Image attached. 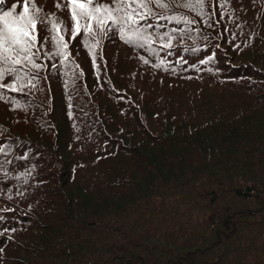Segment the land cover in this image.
Here are the masks:
<instances>
[{
	"label": "trees",
	"instance_id": "16d2710c",
	"mask_svg": "<svg viewBox=\"0 0 264 264\" xmlns=\"http://www.w3.org/2000/svg\"><path fill=\"white\" fill-rule=\"evenodd\" d=\"M182 4L147 21L171 48L78 36L0 100V264H264V0Z\"/></svg>",
	"mask_w": 264,
	"mask_h": 264
},
{
	"label": "snow or ice",
	"instance_id": "6c2138e0",
	"mask_svg": "<svg viewBox=\"0 0 264 264\" xmlns=\"http://www.w3.org/2000/svg\"><path fill=\"white\" fill-rule=\"evenodd\" d=\"M4 0H0L2 4ZM228 0H224L226 4ZM173 0H55L54 7L60 11L67 10L72 21L69 29L63 18L55 12L48 13L36 0H23L21 11L15 6L10 11L0 12V100H9L17 109L21 105L17 100L6 96L7 92L25 93L26 89H34L40 79L41 70L48 67L44 60L53 57L69 61V41L79 36L88 49L93 61L97 57V49L102 33L114 30L119 38L127 44L145 48L156 55L152 45L161 41V47H172V33L158 32L159 24L152 25L147 21L167 19L170 22L191 25L196 21L187 16H167ZM211 0H183L182 6L189 9L205 23L211 20L212 14L207 11ZM160 9L162 11H156ZM49 35L41 39L40 28ZM152 28L153 32L148 29ZM212 60H201L207 64ZM148 63L147 60L144 61ZM161 60L155 67L164 65ZM56 68V64H52ZM76 68L79 65H75ZM165 70H167L165 68ZM198 70V69H197ZM82 75V73H80ZM66 75V74H65ZM76 75L75 72L72 74ZM67 86V85H66ZM4 150L0 148V153ZM10 163V161H5ZM3 163H0V169ZM4 217L0 216V220ZM7 231L0 232L3 236ZM3 248H0V252Z\"/></svg>",
	"mask_w": 264,
	"mask_h": 264
},
{
	"label": "rangeland",
	"instance_id": "374dc122",
	"mask_svg": "<svg viewBox=\"0 0 264 264\" xmlns=\"http://www.w3.org/2000/svg\"><path fill=\"white\" fill-rule=\"evenodd\" d=\"M36 2H37V4H40L41 6H42V4H48V5H52V3H55V0H36ZM21 5H22V2H21ZM165 24V23H164ZM166 25V24H165ZM161 34H163V33H161ZM139 47V46H138ZM141 48V47H140ZM262 50V48L260 49V51ZM259 59H264V53L262 52V53H259ZM241 58H245V57H242V56H239V55H237V58H236V60L237 61H239V60H241ZM258 59V60H259ZM230 61H232V59H230ZM258 62V61H257ZM119 80H120V82H122V83H126L127 85H130V84H132V82L131 81H129L126 77H125V75L123 74V73H119ZM76 83H80V79L79 80H77L76 81ZM101 104H100V108L101 109H103V107H104V102H100ZM133 125V122H132V124H131V126Z\"/></svg>",
	"mask_w": 264,
	"mask_h": 264
},
{
	"label": "bare ground",
	"instance_id": "6f19581e",
	"mask_svg": "<svg viewBox=\"0 0 264 264\" xmlns=\"http://www.w3.org/2000/svg\"><path fill=\"white\" fill-rule=\"evenodd\" d=\"M61 18H63V20L67 24L68 28L70 29L72 27V21H71V19H69L68 17H64V16H62Z\"/></svg>",
	"mask_w": 264,
	"mask_h": 264
}]
</instances>
